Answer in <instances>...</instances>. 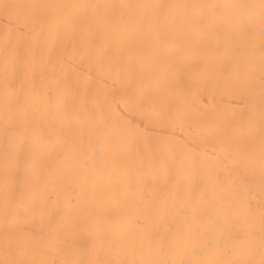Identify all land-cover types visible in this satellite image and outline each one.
<instances>
[{
	"label": "bare ground",
	"instance_id": "1",
	"mask_svg": "<svg viewBox=\"0 0 264 264\" xmlns=\"http://www.w3.org/2000/svg\"><path fill=\"white\" fill-rule=\"evenodd\" d=\"M0 264H264V0H0Z\"/></svg>",
	"mask_w": 264,
	"mask_h": 264
}]
</instances>
